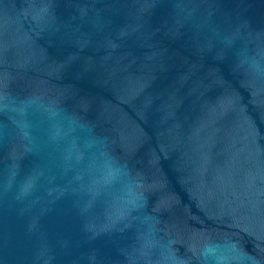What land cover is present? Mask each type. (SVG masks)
Masks as SVG:
<instances>
[{"label": "water", "instance_id": "95a60500", "mask_svg": "<svg viewBox=\"0 0 264 264\" xmlns=\"http://www.w3.org/2000/svg\"><path fill=\"white\" fill-rule=\"evenodd\" d=\"M0 264H264V0H0Z\"/></svg>", "mask_w": 264, "mask_h": 264}]
</instances>
